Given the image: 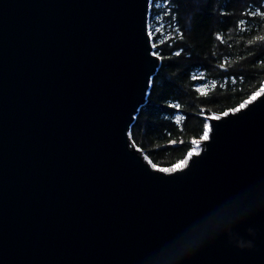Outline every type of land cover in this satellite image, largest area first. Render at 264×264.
<instances>
[{
	"label": "water",
	"instance_id": "water-1",
	"mask_svg": "<svg viewBox=\"0 0 264 264\" xmlns=\"http://www.w3.org/2000/svg\"><path fill=\"white\" fill-rule=\"evenodd\" d=\"M149 10L0 0V264H264V88L153 165L130 135L161 64Z\"/></svg>",
	"mask_w": 264,
	"mask_h": 264
},
{
	"label": "trees",
	"instance_id": "trees-1",
	"mask_svg": "<svg viewBox=\"0 0 264 264\" xmlns=\"http://www.w3.org/2000/svg\"><path fill=\"white\" fill-rule=\"evenodd\" d=\"M149 32L161 64L130 135L170 169L263 86L264 0H150Z\"/></svg>",
	"mask_w": 264,
	"mask_h": 264
},
{
	"label": "snow or ice",
	"instance_id": "snow-or-ice-1",
	"mask_svg": "<svg viewBox=\"0 0 264 264\" xmlns=\"http://www.w3.org/2000/svg\"><path fill=\"white\" fill-rule=\"evenodd\" d=\"M256 95L258 96L259 93H257ZM255 98H256V97H253V99H255ZM241 107H243V105H242ZM237 111H239V109H237ZM225 115H227V113H225ZM208 138H209V136H208V131L206 130L205 133H204L203 139H204V140H207ZM197 143H198V142H197ZM191 155H192V153L189 154L190 157H191ZM187 163H188V161L185 160V161H183V162L181 163V165H178L177 168H175V169H173V170H178L179 168H182V167L186 166Z\"/></svg>",
	"mask_w": 264,
	"mask_h": 264
},
{
	"label": "rangeland",
	"instance_id": "rangeland-1",
	"mask_svg": "<svg viewBox=\"0 0 264 264\" xmlns=\"http://www.w3.org/2000/svg\"><path fill=\"white\" fill-rule=\"evenodd\" d=\"M264 88V84H263V86L255 93V94H257V93H259L260 92V90L261 89H263ZM201 141V140H200ZM200 141L196 144V147H195V149L192 151V152H194V151H197V150H199V144H200ZM144 154H145V152L144 151H142ZM189 156V155H188ZM188 156H187V158H188ZM187 158L185 159V160H187ZM184 160V161H185ZM181 165V164H180ZM177 167V166H176ZM175 168V167H174ZM171 169V168H170Z\"/></svg>",
	"mask_w": 264,
	"mask_h": 264
}]
</instances>
